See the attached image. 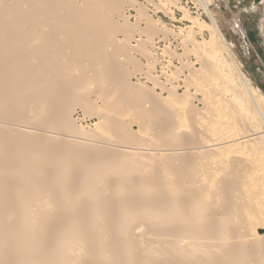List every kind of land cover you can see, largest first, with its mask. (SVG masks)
Masks as SVG:
<instances>
[{
  "label": "bare ground",
  "instance_id": "bare-ground-1",
  "mask_svg": "<svg viewBox=\"0 0 264 264\" xmlns=\"http://www.w3.org/2000/svg\"><path fill=\"white\" fill-rule=\"evenodd\" d=\"M158 1L190 31L211 30L204 46L230 58L212 55L208 68L228 64L238 81L224 68L215 89L195 88L207 114L193 81L179 94L152 76L161 59L149 42L182 34L146 8L131 23L125 0H0V264H264V98L209 0L198 2L208 24ZM138 71L154 86L133 82ZM216 89L229 97L215 103Z\"/></svg>",
  "mask_w": 264,
  "mask_h": 264
},
{
  "label": "rangeland",
  "instance_id": "rangeland-1",
  "mask_svg": "<svg viewBox=\"0 0 264 264\" xmlns=\"http://www.w3.org/2000/svg\"><path fill=\"white\" fill-rule=\"evenodd\" d=\"M133 2V6L131 5L132 3H130V5L128 4L129 2ZM125 0V3H124V5L122 6V9L124 8V10H122V9H120L121 11V14H126V16H128L129 17V20H130V22L131 23H135L134 22V19H136V17L137 16H139V15H137L138 13H137V11H136V9H138L139 8V6L140 7H142V9H144V8H146L147 9V11H149V12H146V13H148V14H146V18H147V15H148V17L151 19L152 17V19L151 20H154V21H156V24L158 25V26H160V21H161V26H163L162 24H164L165 25V28H167L170 32L171 31H174L176 34H178V35H180V34H182V37H181V35L179 36V38H172L173 36H170L169 35V37H166V38H163V36H160L161 38H160V40H164V41H166V42H162V41H160L157 37H159V36H156V37H154V42H156V43H154V47H156V48H154V50H153V48H151V44H150V42H149V51L150 52H152V55L154 56V58H158V60L159 59H161V60H159V64H157L156 66V68L157 69H154L153 71H152V76H156V79H157V81L159 82H163L162 84H164L165 83V85H166V87L167 88H171V86L172 87H175L176 88V92L177 93H179L180 91V93L179 94H182V92H184L185 91V89L186 90H189L187 87L189 86V84L190 83H188V82H190V81H193L192 83L194 84L195 83V81H196V84L195 85H191V86H193L192 88L191 87H189L190 88V90H189V92H190V94H192V95H194V94H196L197 92H200L202 89H203V91H204V89H207L206 88V85H205V83L207 82V81H209L210 82V80H211V86H212V83H213V86L214 87H212V88H216L215 87V83H220V81L222 80V77H218L217 75H221V76H223V74H227V72H229L228 73V75L229 74H231V75H234L235 77H234V82H235V80L236 81H238L237 80V75H236V73L234 74L233 72H232V70H231V68L229 67L230 65H228V64H230V62L228 61V60H230V58H227L228 56L225 54L224 55V52H223V47H221V49H222V52H220V53H218V54H214L213 53V51H212V54H211V52H210V50H209V47H206V46H204V44L203 43H205V42H207L209 39L211 40V30L209 31V29L207 30V29H202L201 27H198V26H196V27H194L195 28V31H194V28H192L191 30L192 31H190V27H193V24L191 25V23H190V21H188V19L187 18H185L184 19V16H183V14H182V10H180V9H178L177 7H173L172 5H170V6H172V7H169V5H166L164 8L166 9L165 11H164V8H158L157 7V5H159V4H163V3H161V2H159L158 0H150V2H148L149 0ZM177 1V0H176ZM200 0H178L177 2L180 4V7H182V8H185V10L187 11V13L189 14V16H191V17H193V18H196V19H199V21L200 22H203L204 24H208L209 23V20H208V18H207V16H206V14H205V12H203L204 10H202V6H201V4H199L200 2H199ZM205 1H207V0H205ZM128 2V3H127ZM155 2V3H154ZM199 2V3H198ZM138 5H137V4ZM151 3V4H150ZM157 3V4H156ZM126 4V5H125ZM141 4V5H140ZM152 4H153V6H154V8H155V10H154V8H153V6H152ZM208 4V6H209V9L212 11V13L213 14H215L214 16H215V18H216V20H217V22H218V24H219V26H220V28H221V30H222V32H223V34H224V36H225V39H226V43H227V45H228V48L230 49V51H231V53H232V55H234L233 57L235 58V60H236V62L238 63V65H239V67H240V69H241V71H242V73L246 76V78L248 79V81L250 82V84H251V86H253V89H255V90H257V92L260 94V95H262L263 96V98H264V0H209V2L207 3ZM143 5H144V7H143ZM138 8H137V7ZM156 6V7H155ZM188 6V7H187ZM199 6H201V8L199 7ZM133 8V10H132V8ZM134 7H135V11H134ZM150 7H151V9H150ZM168 7V8H167ZM148 8H149V10H148ZM170 8H172V9H170ZM173 8H176V9H173ZM146 9H144V10H146ZM154 11H153V10ZM159 9V10H158ZM127 10V11H126ZM159 11V12H156V11ZM125 11V12H124ZM129 11H131L130 12V14H129ZM153 13H152V12ZM161 11H164V12H161ZM168 11H170V12H172V13H170V12H168ZM136 12V13H135ZM165 12H167V13H165ZM179 12V13H178ZM155 13V14H154ZM129 14V15H128ZM150 15V16H149ZM152 15V16H151ZM170 15V16H169ZM173 15V16H172ZM198 15V16H197ZM130 16H132L131 17V19H130ZM134 16V17H133ZM133 18V19H132ZM144 18V17H143ZM159 19H160V21H159ZM174 19H175V21H174ZM187 19V20H186ZM128 20V21H129ZM143 20H145V18L143 19ZM147 20V19H146ZM179 20H181V21H179ZM186 20V21H185ZM159 22V24H158V22ZM146 22V21H145ZM137 23V22H136ZM190 23V24H189ZM145 25H143V27H144ZM160 26V27H161ZM188 27V28H187ZM206 27V26H205ZM187 29V30H186ZM197 29V30H196ZM183 30H185V31H183ZM199 30V31H198ZM189 31H190V33H189ZM194 31V32H193ZM207 31H209V32H207ZM173 32V33H174ZM191 32H192V35H191ZM197 32H199V34L197 33ZM137 33V32H136ZM187 33V34H186ZM194 33V34H193ZM197 35H196V34ZM209 33H210V36H208L209 35ZM184 34H186V35H184ZM135 35H137V34H135ZM189 35V36H188ZM195 35H196V38L198 39H196L195 38ZM205 35V36H204ZM187 38H186V37ZM192 36V37H191ZM180 37L182 38V39H180ZM186 39H185V38ZM190 39H189V38ZM205 37V38H204ZM207 37V38H206ZM214 38H217L215 35L213 36ZM144 38V37H143ZM171 38H172V41H171ZM193 38H195L196 40H194L193 41ZM144 39H146V38H144ZM166 39V40H165ZM175 39H176V41H175ZM188 39V40H187ZM207 39V40H206ZM175 42H174V41ZM178 40V41H177ZM182 40H186V41H182V43L184 42V44H182L183 46H181L183 49H184V51H183V49L180 47V45H181V41ZM190 40L191 41H193V42H191V44H190ZM203 42H202V41ZM209 40V41H210ZM189 41V42H188ZM196 41V43H198L199 44V46H196V45H198V44H195V45H193L192 43H194ZM198 41V42H197ZM200 41V42H199ZM171 42V43H170ZM176 42L178 43V44H176ZM202 42V44L203 45H201L200 46V43ZM159 43V44H158ZM163 43V44H162ZM173 43V44H172ZM180 43V44H179ZM164 44H165V46H164ZM171 45V46H169V52H170V49H171V53H169V52H167V53H162V51H163V49L166 47V45ZM186 44V45H185ZM188 44H190L189 45V47H188ZM176 45V46H175ZM179 45V46H178ZM187 46V47H185V46ZM196 46V48L195 47H192V46ZM158 46V47H157ZM160 46H162V47H160ZM204 47V49H203V47ZM159 47H160V49H159ZM168 47V46H167ZM191 47H192V49H191ZM178 49V50H176V49ZM186 48H188V49H186ZM201 48V49H200ZM155 49H159L158 51L157 50H155ZM162 49V50H161ZM186 49V50H185ZM153 50V51H152ZM176 52H175V51ZM181 50V51H180ZM190 50H192V51H190ZM195 52H194V51ZM197 50V51H196ZM203 50V51H202ZM208 50V51H207ZM155 51V52H154ZM160 51V52H159ZM174 51V52H173ZM186 51V52H185ZM157 52V53H156ZM181 52V53H180ZM191 52H194V55H193V53H191ZM207 52V53H206ZM209 52V53H208ZM155 53V54H154ZM159 53V54H158ZM163 55H162V54ZM161 54V55H160ZM174 54V55H173ZM195 54H197V55H195ZM158 55V56H157ZM178 55H180L181 56V59H182V62L181 61H179V58H178ZM212 55H218V56H216V58L217 59H220V60H222V61H227L228 62V64L226 65V67H220V69H216V71H218V73H220V74H218L216 71H214V69H212V71L208 68V67H210V56H212ZM156 56V57H155ZM174 56V57H173ZM225 56H226V58H225ZM139 57H141V56H139ZM138 57V55H136V58H138V59H140V60H138L137 59V61H138V63L140 64V68L142 67V68H144L145 67V65H147L148 64V61H149V59L148 58H143V57H141V58H139ZM161 57V58H160ZM163 57V58H162ZM191 57V58H190ZM201 57H203V58H201ZM221 57V58H220ZM169 58V59H168ZM172 59V61H173V64H170V63H168L169 62V60H170V62H171V59ZM185 58V59H184ZM199 58V60L197 61V59ZM201 58V59H200ZM205 58V59H204ZM174 59H178L177 61L176 60H174ZM191 59V60H190ZM142 60V61H141ZM187 60H189V62L187 61ZM201 60V61H200ZM203 60H204V63H203ZM140 61V62H139ZM185 61V62H184ZM199 63H197V62ZM146 62H147V64H146ZM175 62V63H174ZM186 62H187V64H186ZM192 62V63H191ZM205 62H206V64H205ZM196 63V64H195ZM169 65V66H171V65H173L174 67H176V68H173V66L171 67V69H170V67L169 68H167V70H161L162 69V65ZM178 64V65H177ZM190 64H195V65H191V68H190ZM212 65H214V64H212ZM131 67H130V69H134V67L132 66V65H130ZM159 66V67H158ZM183 66V67H182ZM195 68H193V67ZM215 66V65H214ZM161 67V68H160ZM200 67V68H199ZM205 67V68H204ZM216 67V66H215ZM216 68H218V67H216ZM225 68V70H227V72L225 71V70H223ZM171 71V73H170V71ZM174 70V71H173ZM185 70V71H184ZM204 70H208V71H206V73H207V76H209V77H205L204 76V74H205V72H203V74H202V71H204ZM220 70V71H219ZM222 70V71H221ZM134 71V70H133ZM156 71H158L157 73H156ZM167 72V73H165V72ZM210 71V72H209ZM189 72V74H187ZM211 72H216V75H214L213 73H211ZM224 72V73H223ZM231 72V73H230ZM154 73V74H153ZM183 73V74H182ZM222 73V74H221ZM233 73V74H232ZM132 76H131V79H132V81L133 82H137L136 80H137V77L138 78H140L141 77V79L143 80V82L146 80L147 81V84L150 86V87H153L154 86V83L151 81V80H147V79H145L144 80V75H141L142 74V71H138L137 73H133L132 72ZM156 74V75H155ZM166 74V77L164 76ZM174 74H176L175 76H174ZM210 74V75H209ZM225 74V75H226ZM168 75V76H167ZM188 75V76H187ZM199 75V76H198ZM206 75V74H205ZM212 75H214V78H213V76ZM231 75H229V76H231ZM162 76H163V78H162ZM169 76H170V78H169ZM173 76V77H172ZM176 76H178L176 79H175V77ZM182 76H184V77H182ZM216 76H217V78H216ZM180 77V78H179ZM191 77V78H190ZM194 77V78H193ZM211 77V78H210ZM146 78V77H145ZM162 78V79H161ZM179 78V79H178ZM184 78H187L188 80H190V81H188L187 82V84H185L184 85V83H186V81L187 80H185ZM194 79V80H191V79ZM213 78V79H212ZM165 79V80H164ZM173 79H175V82L177 81V80H179L178 82H176L175 84H174V80ZM184 79V80H183ZM198 79H200V80H198ZM203 79H205V81H203ZM207 79H209V80H207ZM135 80V81H134ZM171 82H170V81ZM180 80H183V81H180ZM166 81V82H165ZM199 81H203L202 83H200ZM170 82V83H169ZM184 82V83H183ZM199 82V83H198ZM215 82V83H214ZM167 83H169V84H167ZM203 83H204V85H203ZM236 83H238V82H236ZM197 84H199L198 86H197ZM201 84V85H200ZM151 85H153V86H151ZM170 85V86H169ZM186 86V87H184V86ZM188 85V86H187ZM183 86V87H182ZM199 87L200 88V91H199V89H197V87ZM205 88H204V87ZM210 86V87H211ZM181 87V88H180ZM201 87H203V88H201ZM179 88V89H178ZM197 89V92L195 91L196 89ZM182 89V90H181ZM213 89V90H214ZM157 92H159V89H155ZM184 90V91H183ZM220 91V90H219ZM219 91H217V89H216V94L218 93V95L217 96H215V99H213V101H215V103H217L220 99L222 100V98H228L229 97V93H227V94H225L224 92V94H222V97L220 98V95L219 94H221V92L219 93ZM166 91H164L163 92V94H164V96H166V93H165ZM201 94H204V92H200ZM223 95H225L224 97H223ZM199 96V97H198ZM204 96V95H203ZM219 96V100H218V98H217V100H216V97H218ZM195 99V101H194V106H196V108H198L197 110L198 111H205L206 110V107H204V105H202V104H205V100L203 101V99L204 98H202V96L200 95V94H198V95H194L193 96ZM193 97H191L192 99H193ZM202 98V99H201ZM197 100H201L202 101V104H201V102L198 104V102L199 101H197ZM193 101H191V103L193 102ZM217 101V102H216ZM214 103V102H213ZM198 105V106H197ZM202 106H203V109H202ZM201 108V109H200ZM180 109V108H179ZM205 109V110H204ZM183 110V109H182ZM76 111H81L80 109H78V110H76ZM180 111H181V109H180ZM184 111H186V109H184ZM183 111V112H184ZM206 113L205 114H207V110L205 111ZM199 113V112H198ZM201 113V112H200ZM202 114H204V113H202ZM225 114H226V116H225ZM225 114L223 115V117L225 116L226 118H227V116L229 117L228 119H227V121L225 120V122L226 123H228V120H229V122H230V120H231V122H232V120L234 119L233 117H234V115H232L231 113H229V112H225ZM228 114V115H227ZM229 114H231L232 115V117H231V115H229ZM232 118V119H231ZM95 121V119H93L91 122H88V123H85V124H83V125H85V126H87V125H91L93 122ZM231 122L230 123H228V124H231ZM87 124V125H86ZM136 130L138 129L137 127H134ZM262 207H263V205H262ZM264 233V230L262 229V230H258V234H263Z\"/></svg>",
  "mask_w": 264,
  "mask_h": 264
}]
</instances>
